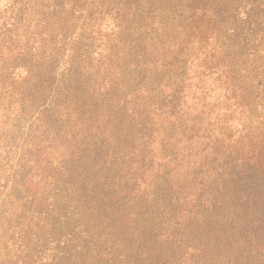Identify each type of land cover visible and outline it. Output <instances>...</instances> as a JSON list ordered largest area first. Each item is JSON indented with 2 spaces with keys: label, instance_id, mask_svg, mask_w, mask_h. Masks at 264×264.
<instances>
[{
  "label": "trees",
  "instance_id": "trees-1",
  "mask_svg": "<svg viewBox=\"0 0 264 264\" xmlns=\"http://www.w3.org/2000/svg\"><path fill=\"white\" fill-rule=\"evenodd\" d=\"M233 1H7L0 99L18 107L0 135V264H155L163 256L140 209H156L167 182H157L148 203L137 174L148 158L140 140L153 120L140 87L127 91L136 74H148L158 16L168 65L185 72L188 52L208 46L211 61L226 68V94L246 89L237 56L251 40L264 46V0H254L230 34L224 25ZM221 33H228L225 49ZM184 75L172 84L173 108L184 97ZM219 172L205 210L194 215L196 247L176 234L170 258L185 251L199 257L194 264H264V139Z\"/></svg>",
  "mask_w": 264,
  "mask_h": 264
},
{
  "label": "rangeland",
  "instance_id": "rangeland-1",
  "mask_svg": "<svg viewBox=\"0 0 264 264\" xmlns=\"http://www.w3.org/2000/svg\"><path fill=\"white\" fill-rule=\"evenodd\" d=\"M7 1L0 0V13L5 10ZM253 5H256L254 0L231 3L227 19L229 24L224 25L230 28V34L244 24ZM163 19L158 16L152 23L157 29L152 28L149 35L152 53L148 58V74L144 77L136 74L135 86L127 92L132 95L135 88L140 87L136 93L148 103L153 120L149 134L140 140L148 145L144 151L148 158L146 166L138 171V186L150 193L145 199L151 204V192L157 182H167L163 194L171 193L174 205L162 195L156 209L140 210H144L151 219L150 228L156 227L155 236L159 237L163 247V256L155 264H194L199 257L185 254V251L181 259L176 256L177 260H171L174 254L170 245L175 235L180 236L181 233L185 235L184 243L196 247L197 236L191 225L195 213L207 206L208 194L213 193L212 184L220 176L219 168L233 156L243 152L251 154L252 147L264 139V46L251 40L237 56L240 80L247 88L231 97L225 92L229 81L226 68L213 59L211 61L205 52L208 46L201 48L198 45L188 52L185 72L179 68L180 63H177L178 68L168 65L171 56L164 53ZM218 33L215 32V35ZM221 34L220 45L225 49L229 42L228 33ZM213 40L214 35L211 36V45ZM170 43L174 45L178 42L173 40ZM218 55L223 57L224 53ZM181 73L185 74L184 97H181L179 106L173 108L170 102L172 84L176 81V74ZM17 107L16 103L10 105L0 99V135L11 123ZM214 157H218L219 161L213 160ZM203 183L208 185L205 195ZM178 203L180 205L176 206ZM164 244L168 245L165 253ZM180 251L178 249V253Z\"/></svg>",
  "mask_w": 264,
  "mask_h": 264
}]
</instances>
